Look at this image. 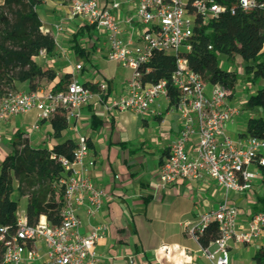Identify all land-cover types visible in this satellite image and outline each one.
Returning <instances> with one entry per match:
<instances>
[{"label": "crops", "instance_id": "obj_1", "mask_svg": "<svg viewBox=\"0 0 264 264\" xmlns=\"http://www.w3.org/2000/svg\"><path fill=\"white\" fill-rule=\"evenodd\" d=\"M95 1L107 9L113 3H119V9L112 13L123 39L132 47L140 45L145 27L135 19L128 23L134 16L135 0ZM181 1L187 3V0ZM39 6L44 9L42 17L38 14L41 27L51 30L55 49L51 56L41 53L34 60L42 69H52L56 77L53 81L42 79L38 87L49 91L68 75V82L74 77L94 86V95L82 108L81 117L72 120L58 138L53 135L50 120L37 122L35 110L1 121L0 160L11 151L18 133L28 139L31 147L48 149L67 139L75 144L77 136L84 135L89 144L86 161L94 162L88 168L87 176L104 195L102 206L94 216H89L84 206L78 207L79 232L84 236L105 226L95 246L101 264H210L185 223L194 224L200 214L214 210L226 201L239 212L237 229H246L254 215L253 208L258 205L257 200L264 198V168L250 167L257 171L258 177L252 190L246 193L227 194L205 174L193 180L180 178L163 191L157 189L159 167L182 129L174 104L167 97H160L145 113L105 110L98 95L108 102L123 94L132 71L123 66L121 70L111 66L106 57L108 41L105 33L89 26L80 17H72L69 1L42 0ZM57 25L62 26L61 32H56ZM73 55L86 58L89 67L72 64ZM77 65H81L80 71L76 70ZM225 69L234 71L230 67ZM14 88L18 92H30L27 82L15 81ZM229 105L233 106L232 103ZM247 118L240 110L239 115L227 124L226 132L230 138L235 141L245 138ZM36 123L38 127L32 129ZM134 124L143 127L146 133L142 130L141 134H135L131 128ZM194 142L196 135L190 144ZM23 201L26 202V197L18 202L19 221H26V203ZM41 219L46 221L44 216ZM263 244V238L250 244L230 241V264H255L252 256ZM32 249L40 259L26 264H45V245L36 242Z\"/></svg>", "mask_w": 264, "mask_h": 264}, {"label": "built area", "instance_id": "obj_2", "mask_svg": "<svg viewBox=\"0 0 264 264\" xmlns=\"http://www.w3.org/2000/svg\"><path fill=\"white\" fill-rule=\"evenodd\" d=\"M66 1L71 4L72 17H80L89 26L105 33L107 60L132 71L123 94L108 102L98 95L105 110L145 113L158 98L167 97L165 81L143 86L138 69L149 60L152 51L177 56L190 50L188 40L193 33L195 17L181 0H135L134 16L128 23L135 19L145 30L140 45L134 47L124 41L122 30L112 13V10L119 9V3H113L107 9L100 7L95 0ZM240 4L247 10L254 5V1L240 0ZM192 9L204 22L217 18L224 11L213 0H195ZM40 30L44 34L52 33L42 27ZM55 30L61 32L62 26H55ZM81 68V65L76 66L77 71ZM171 85L178 92L173 108L180 115L182 129L159 167L156 188L163 191L180 178L193 180L205 174L227 194L251 191L258 173L250 167L264 168V138L245 137L235 141L228 136L227 124L240 113L236 106L227 103L229 91L220 84L209 85L208 88V84L191 71L182 58L177 59ZM93 95L87 85L74 77L57 92L43 88L30 92L9 90L0 96V122L33 110L39 122L49 120L62 110L69 124L81 117L82 108ZM37 127L38 123L32 129ZM195 135L196 142L190 144ZM88 155V139L78 135L72 158L59 159L64 169L59 185L65 191L60 225L52 227L41 217L32 226L26 221H19L15 236L6 243L1 264H26L39 260L37 252L28 248V244L36 242H42L46 247L45 264H101L95 246L105 226L83 236L79 232L80 220L77 216L81 206L85 207L89 216H94L102 206L104 195L87 176L88 168L94 164L93 160L86 161ZM238 216L237 208L225 201L216 209L200 214L194 224L185 223L195 240L210 222L217 223L218 239L201 250L210 264H230V241L250 244L263 237V212L252 215L244 230L237 229Z\"/></svg>", "mask_w": 264, "mask_h": 264}, {"label": "trees", "instance_id": "obj_3", "mask_svg": "<svg viewBox=\"0 0 264 264\" xmlns=\"http://www.w3.org/2000/svg\"><path fill=\"white\" fill-rule=\"evenodd\" d=\"M187 0L186 9L195 17L192 36L188 40L190 50L177 56L162 51H152L149 60L138 71L143 86L166 82L167 97L175 104L178 92L171 85V76L177 68V59L187 61L188 68L201 76L208 85L220 84L228 91V98L237 83V73L221 66V57L227 62L235 58L242 61V72L246 82L255 86L264 80V0H253L254 5L244 10L240 0H213L224 11L217 18L203 21L193 12ZM42 0H0V96L7 91H16L14 82H27L30 91L37 90L42 79L53 81L52 69H42L34 60L41 53L51 56L55 40L44 34L36 8ZM92 27V26H91ZM68 75L55 84L53 92L60 91L68 83ZM93 92L95 87L84 83ZM248 109H259V115L246 120L245 137L264 138V86L254 94L247 95ZM53 135L58 138L67 127L64 111L59 110L50 119ZM75 144L71 139L60 141L51 149L31 147L22 133L12 143V149L0 160V264L6 243L18 229V199L26 197L25 218L30 226L44 216L46 222L57 227L61 223L64 206V187L59 181L64 176L60 158L70 160ZM264 172V170H263ZM253 212L264 213V198L257 200ZM219 237L216 222H210L197 235L202 249ZM264 240V235H263ZM32 248V244H28ZM255 264H264V244L252 256Z\"/></svg>", "mask_w": 264, "mask_h": 264}, {"label": "rangeland", "instance_id": "obj_4", "mask_svg": "<svg viewBox=\"0 0 264 264\" xmlns=\"http://www.w3.org/2000/svg\"><path fill=\"white\" fill-rule=\"evenodd\" d=\"M183 3H185V2H183ZM43 10H44L43 7L39 6L38 14L40 15V17L43 16ZM70 62L72 64H75V63L85 64L87 68L89 67V64H88L86 58L80 57L79 55H73L70 59ZM110 64H111V66H118V69L122 68L121 65L119 66L116 63L110 62ZM220 64L224 68L230 67L231 69H233L237 73V83L235 85V88L232 92L231 97L228 98L227 103L228 102L232 103L233 106H236L237 108H239L241 110V112L246 115V117H249L250 115H253V116L259 115V112H258L259 109L258 108L257 109H248V107L246 105V98H247V95L254 94L258 87L264 86V80L258 82L255 86L249 85L246 82L245 76L243 75V72L241 69L242 61L239 58L238 59L235 58L231 62H227V60L224 57H221ZM207 87L209 88V85ZM131 128L135 134H138V133L141 134L142 130L144 133H146V131L144 129H142L143 127H140V125H138V127H137V125L134 124ZM150 131H152V130H149L148 132H150ZM250 169H252V168H250ZM16 198L18 199V202H19L21 200V198H23V197L20 195H16ZM24 203H26V202H24Z\"/></svg>", "mask_w": 264, "mask_h": 264}]
</instances>
